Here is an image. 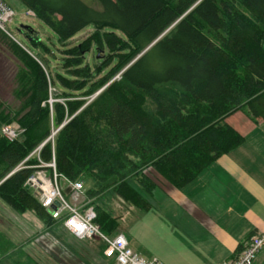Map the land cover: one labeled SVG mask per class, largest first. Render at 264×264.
<instances>
[{
  "label": "trees",
  "instance_id": "16d2710c",
  "mask_svg": "<svg viewBox=\"0 0 264 264\" xmlns=\"http://www.w3.org/2000/svg\"><path fill=\"white\" fill-rule=\"evenodd\" d=\"M20 1L61 46L88 26L94 31L61 51L56 71L0 31L22 64L20 107L0 104V198L18 213L30 211L47 227L59 222L27 185L39 170L55 172L58 181L85 184L96 224L115 236L124 215L100 206L103 196L133 207L137 220L156 188L148 170L183 189L245 143L229 116L264 119V0H95L101 10L81 0ZM27 30L32 47L49 56ZM52 89L67 100L51 112ZM15 123L24 132L9 142L1 130Z\"/></svg>",
  "mask_w": 264,
  "mask_h": 264
},
{
  "label": "crops",
  "instance_id": "0c3cea01",
  "mask_svg": "<svg viewBox=\"0 0 264 264\" xmlns=\"http://www.w3.org/2000/svg\"><path fill=\"white\" fill-rule=\"evenodd\" d=\"M226 123L245 138L241 147L218 158L183 189L158 173L151 175L156 188L144 196L151 208L136 220V210L126 207L121 233L144 259L157 258L162 264H223L237 255L251 235L264 233V119L254 122L239 111ZM0 219L6 215L0 214ZM33 240H29L35 249L32 258L38 264H54L40 248L49 253L44 242L52 249L57 239L44 232ZM88 252L81 257L99 256ZM98 258L101 264H115L104 253ZM254 264H264V251Z\"/></svg>",
  "mask_w": 264,
  "mask_h": 264
},
{
  "label": "rangeland",
  "instance_id": "374dc122",
  "mask_svg": "<svg viewBox=\"0 0 264 264\" xmlns=\"http://www.w3.org/2000/svg\"><path fill=\"white\" fill-rule=\"evenodd\" d=\"M6 1L15 14L13 23L7 25V30L21 46L19 44L17 45L24 49L30 56L32 54L36 59L32 56L31 57L34 58L40 65H42L43 68H45V63L48 61L51 64L52 70H60L59 63H61L60 59L63 57L61 51L79 45L94 31L93 26H88L79 32L74 38H72L65 47L61 46L57 36L53 33V31L36 16L32 15L20 0ZM81 1L90 7L101 10V6L95 0ZM27 28H31L35 32L33 36L37 37L43 43L44 47L51 52L49 56L46 55L43 49L38 50L32 47L30 41L27 39ZM118 34L121 36V33ZM53 54L55 55L56 59H54ZM95 56L96 55L92 52L88 57V63H90L92 67H94L95 64ZM102 56L103 54H99L97 58L100 59ZM41 62H44V65ZM21 67L22 64L12 55L7 45L0 40V104L10 111H15L20 107V102L16 97V91L18 90L17 74ZM116 79H119V76H117ZM102 91L103 89L92 97L86 99L91 101ZM51 92L49 105L50 111L52 112L54 109V104L60 103L64 105V102L67 99L62 98L60 95L62 92L61 90L52 89ZM56 95L60 96L57 97ZM68 120L69 118L65 119V121ZM60 129H58V131ZM58 131H55L54 135H56ZM147 174L150 177L151 175H157L154 170H148ZM53 175H51V173L46 170H39L34 177L36 179L48 180L51 179ZM43 182L44 181L41 180L39 186H43ZM74 183L75 182H71L66 179L58 181L60 188H63L67 191H70V188H72V184ZM145 197L147 198V196ZM117 200L119 202L121 201L120 199L116 198L115 195L110 193L103 196L100 201H98V203L100 206L111 211V213L115 215H125V205L120 202L121 204L119 206L116 202ZM68 202L71 206L81 212H86L88 208L94 209V206L91 205L92 199L88 198L86 190L83 194L71 195L68 198ZM2 213L6 215V219H0V231L4 230L7 235L0 232V235L4 236L2 238L0 237V264H38L36 262L37 260L32 258L35 249L34 246H31L29 240H33L35 236H38L44 232L47 234L51 233L52 236L57 239V242H55L57 247H55V245L52 249L50 248L49 243L44 242V246L47 247L49 253H46L44 248H40L42 249L41 253L43 256L47 255L48 260L49 257L53 258L54 264H90V262L91 264H94V260L98 261L97 264H101L102 261H100L98 257H102L104 250L98 249L97 246L100 243V245H103L102 242L93 239L83 241L77 240L69 231H67V229H65L61 221L58 222L59 224L55 223L51 227H47L34 213L30 211L18 213L11 209L0 198V214ZM17 228L21 229V231ZM122 231L124 230L120 229L116 235L122 234ZM88 242L90 244L86 245ZM37 251L40 252L41 250L37 249ZM88 251H90L92 254L96 253L99 256L94 258L81 257V255L84 253H89ZM43 261L45 260L43 259Z\"/></svg>",
  "mask_w": 264,
  "mask_h": 264
},
{
  "label": "built area",
  "instance_id": "2783aa9c",
  "mask_svg": "<svg viewBox=\"0 0 264 264\" xmlns=\"http://www.w3.org/2000/svg\"><path fill=\"white\" fill-rule=\"evenodd\" d=\"M31 14L34 15L33 12ZM14 16V11L7 1L0 0V31L19 44L7 30V25L13 23ZM23 132L24 130L16 123L4 126L1 130L2 136L9 142L18 140ZM51 167L55 168V165ZM34 176L28 180L27 185L40 192L43 207L52 210L53 218L61 221L65 229L77 240L93 239L102 242L105 245V258L112 260L115 264H162L157 258L146 260L135 253L123 234L112 237L105 235L100 225L96 224V214L92 208L81 212L71 206L64 194V189L58 184L56 173L48 180L36 179ZM41 180L44 181L43 186H39ZM84 191L85 184L75 182L70 188V196L83 194ZM261 251H264V233L251 235L237 255L223 264H254Z\"/></svg>",
  "mask_w": 264,
  "mask_h": 264
},
{
  "label": "water",
  "instance_id": "95a60500",
  "mask_svg": "<svg viewBox=\"0 0 264 264\" xmlns=\"http://www.w3.org/2000/svg\"><path fill=\"white\" fill-rule=\"evenodd\" d=\"M153 45H154V44H152L147 50H149ZM147 50H146V51H147ZM31 56L34 57L32 54H31ZM34 58H35V57H34ZM35 59H36V58H35ZM52 138H53V137H52ZM69 192H70V191H68V193H69ZM49 212L52 214L53 211H52V210H49Z\"/></svg>",
  "mask_w": 264,
  "mask_h": 264
}]
</instances>
